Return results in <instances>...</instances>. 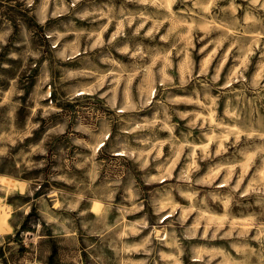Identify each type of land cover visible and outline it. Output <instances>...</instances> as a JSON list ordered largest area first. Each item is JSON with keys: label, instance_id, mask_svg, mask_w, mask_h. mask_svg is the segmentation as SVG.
I'll list each match as a JSON object with an SVG mask.
<instances>
[{"label": "clouds", "instance_id": "obj_1", "mask_svg": "<svg viewBox=\"0 0 264 264\" xmlns=\"http://www.w3.org/2000/svg\"><path fill=\"white\" fill-rule=\"evenodd\" d=\"M0 264H264V0H0Z\"/></svg>", "mask_w": 264, "mask_h": 264}, {"label": "rangeland", "instance_id": "obj_2", "mask_svg": "<svg viewBox=\"0 0 264 264\" xmlns=\"http://www.w3.org/2000/svg\"><path fill=\"white\" fill-rule=\"evenodd\" d=\"M0 58H2V57H0Z\"/></svg>", "mask_w": 264, "mask_h": 264}]
</instances>
